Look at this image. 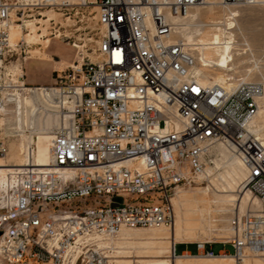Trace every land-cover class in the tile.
I'll return each instance as SVG.
<instances>
[{
	"label": "built area",
	"instance_id": "2783aa9c",
	"mask_svg": "<svg viewBox=\"0 0 264 264\" xmlns=\"http://www.w3.org/2000/svg\"><path fill=\"white\" fill-rule=\"evenodd\" d=\"M261 2L220 0L227 19L236 18L234 8ZM92 3L95 58L56 71L52 84L30 85L23 68L14 74L6 65L23 44H11L10 24L62 1L0 0V157L11 151L6 113L19 96L41 95L60 122L48 164L35 162L32 142L26 164L12 170L0 201V264H121L99 243L123 228L172 226L177 189L205 171L219 146L241 160L260 207L235 214L225 240L196 242L195 254H177L174 243V257L232 255L240 264L264 253V136L252 127L263 87L204 81L176 32L175 19L207 0H84ZM215 243L234 252L215 253Z\"/></svg>",
	"mask_w": 264,
	"mask_h": 264
},
{
	"label": "bare ground",
	"instance_id": "6f19581e",
	"mask_svg": "<svg viewBox=\"0 0 264 264\" xmlns=\"http://www.w3.org/2000/svg\"><path fill=\"white\" fill-rule=\"evenodd\" d=\"M215 5L223 6L220 4V0H207L206 6L212 7ZM198 9L199 8H196L186 16L175 19L178 36L188 44L189 48L197 58L195 72L201 76L204 81H211L210 79H212V82L223 83L229 79V83H234L235 78L231 76L232 74L227 72L229 70H234V67H230L229 65L230 53L232 52L235 43V33L233 31L235 23L234 21L229 20L234 19H227L228 23H226L224 28L213 27L212 29H215V31L207 34L203 29L204 24L201 22L198 13H194ZM48 16L49 18L45 20L46 22H48L54 15L49 13ZM14 23L15 22H12L10 24V40L11 44L15 46L16 40L19 37L23 38L25 36L21 29V25H15ZM214 24L220 23L216 22ZM29 28L30 33L26 35L28 42L30 43L31 40L35 39L37 42L44 43L45 47L48 48L51 40H42V37L48 36V34H46V29H44L42 34H39V27L36 23L29 24ZM76 47L78 46L76 45ZM35 52L41 53L42 58L44 59H51L49 52L44 53L41 52L40 49H36ZM60 64L72 65L65 60H62ZM215 70L221 71L213 72ZM10 71L17 74L18 70ZM250 72H252V70H247V74ZM258 102L259 111L258 115L252 122V127L254 131L264 136V94L259 97ZM6 114L9 127L16 132L18 137H20L21 144L19 147H16L15 145L13 146L10 160L6 159L9 154L6 157H0V199L6 192L9 193L13 185V178L11 177L12 170L17 166H24L26 164V148L32 142L36 144L37 148L35 162L40 166L48 164L51 157L50 145L53 138V129L60 123L59 118L54 113L53 109L45 102L44 97L39 94H36L35 96H19L15 105L7 109ZM28 131L30 133H27ZM214 149L216 153L219 154V158L214 160L215 166H208L205 168V171L200 174L199 177L205 175L211 180L212 176H216L215 172L221 169L222 172L220 171V173L218 171V176L225 179L227 187L230 189L228 193L216 194L217 196L215 197V191L212 189L211 185L183 190L187 195V203L192 204V206L187 208L186 212L188 214L185 218L181 217L178 212L177 215L175 214L176 219L174 217L172 226H161L151 229L123 228L118 237L101 241L99 245L101 247L110 248L114 251L116 250V247L112 248L111 246L120 243L136 244L137 247L141 249L147 248L152 254L150 256L143 254H138L136 256L138 258L151 257L152 259L132 260L131 258L133 256L128 255V251H120L119 253L123 254H119V256L116 257L121 264H140L141 262L142 264H237L232 255L211 258L196 255L174 257V243L189 241L193 237V232L206 230V223V225L212 227L211 221L208 222L206 220V215L209 216L213 211L212 204H215L214 211L224 214L223 219L227 218L225 215L234 209L236 210L235 214H238L239 212L240 214H243L249 209H258L260 207L257 197L252 194L246 184L244 185L247 178V171L241 160L234 153L226 150L222 146L215 147ZM217 178L214 177V180ZM224 179L222 180L224 181ZM214 180L211 181L216 184ZM239 185L240 187L243 185V187L240 189L239 194H234L233 189L236 190ZM181 191L178 190L176 194ZM228 204L231 206L234 205V208L230 207ZM189 215H196L197 217L193 221L190 220ZM224 230H230L231 234V227H224ZM252 259L264 263V253L246 254L243 256L242 263L240 264H253L251 262ZM191 260L208 261L190 263Z\"/></svg>",
	"mask_w": 264,
	"mask_h": 264
},
{
	"label": "rangeland",
	"instance_id": "374dc122",
	"mask_svg": "<svg viewBox=\"0 0 264 264\" xmlns=\"http://www.w3.org/2000/svg\"><path fill=\"white\" fill-rule=\"evenodd\" d=\"M61 1L62 4L55 8H46L43 10H35L33 12L31 10H26L24 15L20 16L22 20L14 23L15 25H21V29L25 37H19L16 40V44L19 41L23 42L22 47L20 50H18V54H15L13 57H8V62H6V65L8 70H18L17 73L22 72L23 68V72L26 73V80L30 85L52 84L53 79L56 76V71L62 72L66 70L68 66H70L69 64H60L62 60L73 64L75 60H81L82 57H89L93 60L96 56L95 49L98 45L100 36V28L97 23L98 8L96 4L92 3L85 5L84 0H65V5L63 4L64 0ZM227 12L228 10L223 6L215 5L212 7L206 6L203 8H199L194 13H198L201 22L204 24L203 29L207 34H210L215 31V29H212L213 27L224 28L226 23H228V20L226 18ZM233 12H235L236 18L234 20L229 21H234L235 23V27L233 29L235 33V43L233 50L230 53L229 65L230 67H234V70H229L227 72L232 74L231 76L234 77L235 80L244 79L247 82L261 84L263 87V95L264 2L246 5L240 8H234ZM49 13L53 14L54 16H52L51 19L46 22L45 20L49 18ZM216 22L220 24H214ZM31 23H36V25L39 27V34H42L44 29H46V34H48V36L42 37V40H51L48 48L45 47L44 43L37 42L35 39L31 40L30 43L28 42V38L26 37V35L30 33L29 24ZM76 45L78 47H76ZM36 49H40V51L44 53L49 52L50 54H52V60L43 59L41 53L35 52ZM22 51H25L26 53L23 52L20 55V52ZM25 56H27L26 60L23 59ZM247 70H252V72L247 74ZM217 71L221 70H215L213 72ZM9 133L10 135H13V138H11V151L8 157L6 158L7 160H10V155L13 151V146L15 145L16 147H19L21 144L20 137L17 136L16 132L13 129ZM27 133L30 132L28 131ZM217 158H219V154L216 153L214 149L210 152V154L205 160V168H207L208 166H215L214 160H216ZM218 171L222 172L221 169ZM218 171L215 172L216 176L214 175L211 178V180H214V177L219 178L214 180L216 184H214L209 178L204 175L201 177L194 176L190 180V182L181 184L179 186L177 191H182L175 194L174 200H172L176 215L179 212L180 216L185 218L188 214L186 212L187 208L192 206L191 203H187V195L185 194V192H183V190H189L192 188L211 185L212 189L215 191V197L219 194H225L230 191L229 187H227L225 179L221 176H218ZM221 178L224 179V181ZM219 182L223 184H220ZM245 184L246 183H244V185ZM215 187H217L219 191ZM238 187L236 188V190L233 189L234 194H239V191L243 187V185L241 187L239 185ZM224 190L227 192H225ZM3 196L4 195H2L1 198ZM228 205L234 208V205ZM211 206L213 211L209 216L206 215V220L208 222L211 221L212 227L206 225V223V230H198L193 232V237L189 241L185 242L195 244L199 241H223L230 236V230H224V227L230 228V221L231 218L235 215L236 210L234 209L233 211L228 212L227 215H225L227 216V218L223 219V213L214 211L215 204H212ZM196 217V215H189L190 220L193 221ZM111 247H116L117 251L114 250L113 252L117 257L119 256V254H123L119 253L120 251H128V255L133 256L131 258L132 260L152 259L151 257H136L138 254L148 256L152 255L150 250H148L147 248L141 249L137 247L136 244L120 243ZM184 247L185 246L177 244L176 253H182L184 251ZM222 249H225L229 253L234 252V248L230 244H213L212 246V250L215 253L220 252ZM190 251L195 253L197 249L195 246H191ZM203 261L208 260H191L190 263H197ZM251 262L253 264H264L258 262V260L255 259H252ZM140 264H142V262Z\"/></svg>",
	"mask_w": 264,
	"mask_h": 264
},
{
	"label": "crops",
	"instance_id": "0c3cea01",
	"mask_svg": "<svg viewBox=\"0 0 264 264\" xmlns=\"http://www.w3.org/2000/svg\"><path fill=\"white\" fill-rule=\"evenodd\" d=\"M51 55V57H52V54H50ZM44 59V58H43ZM51 60H52V58H51ZM178 245H181V246H185L184 247V251L182 252V253H186V252H189V253H191V254H195V253H193L192 251H190V247L191 246H195L196 247V244H191V243H188V242H178L177 243ZM215 244H222V243H215ZM213 246V245H212ZM222 250H225V249H222ZM221 250V251H222Z\"/></svg>",
	"mask_w": 264,
	"mask_h": 264
}]
</instances>
